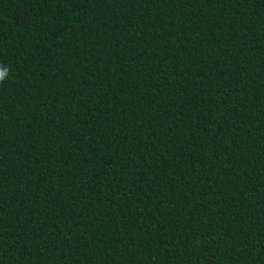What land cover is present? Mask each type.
I'll list each match as a JSON object with an SVG mask.
<instances>
[{"label":"trees","instance_id":"16d2710c","mask_svg":"<svg viewBox=\"0 0 264 264\" xmlns=\"http://www.w3.org/2000/svg\"><path fill=\"white\" fill-rule=\"evenodd\" d=\"M0 264H264V0H0Z\"/></svg>","mask_w":264,"mask_h":264},{"label":"clouds","instance_id":"9594fccd","mask_svg":"<svg viewBox=\"0 0 264 264\" xmlns=\"http://www.w3.org/2000/svg\"><path fill=\"white\" fill-rule=\"evenodd\" d=\"M9 70L6 66L0 65V84H3L4 81L8 78Z\"/></svg>","mask_w":264,"mask_h":264}]
</instances>
